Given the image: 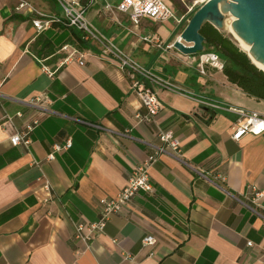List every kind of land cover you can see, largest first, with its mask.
I'll list each match as a JSON object with an SVG mask.
<instances>
[{"label":"crops","instance_id":"0c3cea01","mask_svg":"<svg viewBox=\"0 0 264 264\" xmlns=\"http://www.w3.org/2000/svg\"><path fill=\"white\" fill-rule=\"evenodd\" d=\"M27 1L60 14L55 0ZM104 4L87 10L91 28L176 90L155 87L162 110L153 123L138 122L146 110L98 43L80 44V32L58 26L38 33L17 0H0V117L22 113L21 129L39 114L20 101H52L29 149L13 147L0 128V264H264V198L259 215L248 194L249 185L264 192V132L235 141L240 118L230 111L264 117V101L223 72L207 67L203 75L178 50L141 40L170 45L185 26L143 18L135 27ZM161 131L175 134L190 167L162 156L150 170L153 192H139L96 239L78 238V226L98 221L99 202L115 198L161 145ZM68 140L70 149L54 151ZM147 236L154 246L143 245Z\"/></svg>","mask_w":264,"mask_h":264},{"label":"built area","instance_id":"2783aa9c","mask_svg":"<svg viewBox=\"0 0 264 264\" xmlns=\"http://www.w3.org/2000/svg\"><path fill=\"white\" fill-rule=\"evenodd\" d=\"M17 1L18 5L16 11L22 12L28 10L29 13L33 15L31 22L38 33L48 30L53 26H58L80 32L82 34V39L86 42L98 43L101 47V57L109 58L118 64L119 69L129 81L131 92L137 96L143 108L146 110L144 115L136 114V120L147 124L155 121L162 110L155 87H161L171 91L176 89L169 80H163L155 76L149 70L145 69L131 53L116 48L91 28L86 19V13L87 10L99 0H55L61 8V13L58 15L42 12L27 0ZM103 1L105 2L104 9L107 13L114 16L116 14H127L135 27L140 25L143 18H149L161 24L174 20L176 26H186L190 16L194 12L192 8H189L185 14L176 17L172 4L167 0H120L116 5L108 3L107 0ZM141 40L146 43H156L157 48L162 50H177L174 47V43L163 45V43L157 41V39L152 36L143 37ZM178 40L184 43L180 37ZM67 48L68 46H65L63 49L67 50ZM76 54H79V52L74 51L70 53L66 61H74ZM80 55L79 64L84 65V55ZM186 56L189 62L194 64L203 75L206 74L207 67L220 72L224 70V62L221 60L220 56L213 51H204L197 55ZM3 85L4 80H0V106L4 99L1 91ZM20 102L35 109L39 116H47L52 113V101L47 95ZM206 106L219 109L218 106L213 104L207 103ZM230 111L237 114L240 118V126L235 130L233 135L235 141H239L248 134L258 135L264 132V117L260 114L237 108H231ZM39 116L32 118L26 122L23 128L19 129L15 125V118H22L23 114L18 112L15 116H11L5 112L4 115L0 117V128L4 132H9L8 140L13 147L24 146L26 149H29L32 143L31 135L39 127L41 122ZM158 138L161 145L154 147L153 152L148 158L134 170L129 176L125 188L115 198L102 199L99 202L98 221L78 226V238L85 241L96 239L103 234L110 218L113 215L121 213L123 208L129 204L139 192H153L150 170L162 156H169L179 163L190 167L189 163L186 162L184 158L181 143L173 132L161 131L158 134ZM71 146L72 142L68 140L65 146L56 145L54 151L60 152L68 150ZM48 159L53 160L54 154H50ZM221 179L225 180L224 177H221ZM248 194L249 200L255 207L253 211L260 215L258 208L260 209L262 206L261 201L264 198V192L260 191L256 185H249ZM156 242L157 240L152 236H147L143 239L144 246H154ZM247 245L252 246V243L248 242Z\"/></svg>","mask_w":264,"mask_h":264},{"label":"water","instance_id":"95a60500","mask_svg":"<svg viewBox=\"0 0 264 264\" xmlns=\"http://www.w3.org/2000/svg\"><path fill=\"white\" fill-rule=\"evenodd\" d=\"M229 17L235 18L231 24L233 32L251 47L247 54L251 62L254 64V60L264 67V0H207L190 16L180 35L184 43L177 39L174 47L184 55L203 53L202 28L210 24L223 32L228 27Z\"/></svg>","mask_w":264,"mask_h":264},{"label":"trees","instance_id":"16d2710c","mask_svg":"<svg viewBox=\"0 0 264 264\" xmlns=\"http://www.w3.org/2000/svg\"><path fill=\"white\" fill-rule=\"evenodd\" d=\"M167 1L178 9L179 0ZM201 34L205 39V52L217 53L224 62L223 73L229 82L237 85L249 97L264 101V72L251 62L247 54L241 51L230 37L217 31L210 24L202 28ZM78 40L80 44L86 42L82 39L81 33ZM83 47L85 48L84 45Z\"/></svg>","mask_w":264,"mask_h":264},{"label":"rangeland","instance_id":"374dc122","mask_svg":"<svg viewBox=\"0 0 264 264\" xmlns=\"http://www.w3.org/2000/svg\"><path fill=\"white\" fill-rule=\"evenodd\" d=\"M205 2L206 1L200 2V0H179L178 9H175L174 8L175 6H173L172 3L171 4H172V7L174 9L176 17H180L181 15L185 14L189 8L190 9L192 8L194 11V10L200 8ZM57 11L61 13L60 6L57 7ZM230 18H229V20H230ZM170 23H174V20H170ZM222 33L225 34L226 36L230 37L238 45L237 41L234 39V36L232 34H230L227 30L223 31Z\"/></svg>","mask_w":264,"mask_h":264},{"label":"bare ground","instance_id":"6f19581e","mask_svg":"<svg viewBox=\"0 0 264 264\" xmlns=\"http://www.w3.org/2000/svg\"><path fill=\"white\" fill-rule=\"evenodd\" d=\"M204 1H207V0H200V2H204ZM229 18H230V17H229ZM230 20H231V21H230ZM230 20H229L230 22H229L228 27L226 28V30H227L230 34H232V35L234 36V39L237 41L238 46L240 47V50H241V51H244L246 54H248V53H249V50H250L251 47L246 46V45L241 41V39L238 38L237 35L233 32L232 27H231V24H232V22L235 20V18H234V17H231ZM252 60H253V59H252ZM253 62H254V64H255L260 70L264 71V67H263L261 64H259L258 62L254 61V60H253Z\"/></svg>","mask_w":264,"mask_h":264}]
</instances>
